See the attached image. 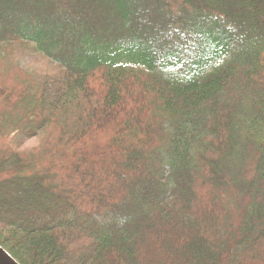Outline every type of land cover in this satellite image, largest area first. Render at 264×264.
I'll return each mask as SVG.
<instances>
[{
    "label": "trees",
    "instance_id": "trees-1",
    "mask_svg": "<svg viewBox=\"0 0 264 264\" xmlns=\"http://www.w3.org/2000/svg\"><path fill=\"white\" fill-rule=\"evenodd\" d=\"M173 1L0 0L57 70L0 76L19 264H264V0Z\"/></svg>",
    "mask_w": 264,
    "mask_h": 264
},
{
    "label": "rangeland",
    "instance_id": "rangeland-1",
    "mask_svg": "<svg viewBox=\"0 0 264 264\" xmlns=\"http://www.w3.org/2000/svg\"><path fill=\"white\" fill-rule=\"evenodd\" d=\"M181 4H182V0L173 1L171 11L179 12V8ZM15 49L16 51L10 54L9 56L10 60L8 59L6 60L5 64L0 65V68L6 71L5 73L6 76L0 75L2 78L9 81V79H11L9 77H13V78L20 77L22 71L26 73V71L24 70H27L30 73L37 72L38 74H53L57 71L53 64H51L46 59L40 57L33 50V44H24L21 46L17 45L15 46ZM17 64L22 69H20ZM129 66H131L132 68L135 67L133 64H129ZM50 137H52V135H50ZM39 141H40V134L26 141L22 149L33 148L36 145H38ZM98 175L99 174L96 171H92L88 173L87 177H90V179L92 177L97 178ZM112 187L114 188V186ZM113 188L109 187L107 190L112 191Z\"/></svg>",
    "mask_w": 264,
    "mask_h": 264
},
{
    "label": "water",
    "instance_id": "water-1",
    "mask_svg": "<svg viewBox=\"0 0 264 264\" xmlns=\"http://www.w3.org/2000/svg\"><path fill=\"white\" fill-rule=\"evenodd\" d=\"M0 264H19L0 246Z\"/></svg>",
    "mask_w": 264,
    "mask_h": 264
}]
</instances>
